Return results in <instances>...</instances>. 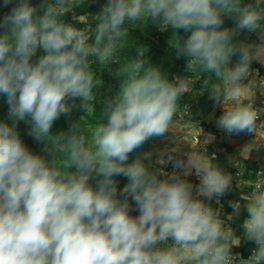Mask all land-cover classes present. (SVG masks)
<instances>
[{
    "label": "clouds",
    "instance_id": "1",
    "mask_svg": "<svg viewBox=\"0 0 264 264\" xmlns=\"http://www.w3.org/2000/svg\"><path fill=\"white\" fill-rule=\"evenodd\" d=\"M10 4L0 19V96L8 106L0 120V264H264V195L244 210L240 227L253 246L241 257L233 251L239 235L206 203L230 186L214 154L168 157L170 173L150 170L149 153L130 159L166 134L190 81L169 79L143 48L123 62L114 56L126 24L151 22L171 31L170 47L189 70L199 66L235 86L261 55L236 40L242 31L264 33L260 0H106L90 36L62 20L71 11L65 0L2 6ZM94 64L117 65L119 87L103 102V120L89 132L74 122L53 134L61 116L95 105ZM223 95L216 87L209 98L220 103ZM261 116L264 108L239 102L217 126L251 134ZM21 122L45 155L26 145Z\"/></svg>",
    "mask_w": 264,
    "mask_h": 264
},
{
    "label": "crops",
    "instance_id": "2",
    "mask_svg": "<svg viewBox=\"0 0 264 264\" xmlns=\"http://www.w3.org/2000/svg\"><path fill=\"white\" fill-rule=\"evenodd\" d=\"M251 69L245 80L233 89L227 88L224 101L200 123L198 136L186 146H180L182 150L174 151V159H185L193 152L214 154L216 166L230 178V186L224 194L206 203L226 228L239 235V246L233 251L241 257H246L253 246L243 239L240 225L244 210L254 196L264 195V116L257 121L253 133L231 136L218 128L217 119L225 109L239 102L256 109L264 108V48L252 62ZM188 179L193 184L198 183L195 176Z\"/></svg>",
    "mask_w": 264,
    "mask_h": 264
},
{
    "label": "rangeland",
    "instance_id": "3",
    "mask_svg": "<svg viewBox=\"0 0 264 264\" xmlns=\"http://www.w3.org/2000/svg\"><path fill=\"white\" fill-rule=\"evenodd\" d=\"M81 1L96 4L97 6H101L102 4H104L101 0H95V2H93V0H65V5L71 8V11L62 16L66 17L63 18V21L68 25L81 29L90 36L94 29H92L87 24L88 15H75L72 12L73 7H75L76 3ZM248 2H250V0H243V3ZM260 3L261 6L264 7V0H260ZM5 13L7 12H3L2 18ZM69 13H71V15ZM67 16L70 19L69 23L67 22ZM151 25L154 26L157 34H163L166 31L160 29L151 22H135L126 24V26H129L132 29H141V31L144 32V39L138 40L136 38L134 41H132L124 38L114 54L115 59L119 62H123L131 57H135L137 55V50L140 48L145 49L144 58L146 59V55L149 52V46L150 44L152 45L153 39L156 42V38H153V34L149 36ZM238 36L241 37V43L251 45L254 50H258L260 53L262 52L264 48V33H250L247 31H242L238 33ZM169 42L170 40L168 41V44H170ZM168 48L171 49L170 46H167L166 48L160 44L155 53L151 54L153 55L152 58H154V60L156 61L154 66L159 67L161 71L168 76L169 79L182 78L190 81V90L185 92L178 99L175 114L172 121L170 122L166 134L162 137L151 138L130 157V159H133L138 155L142 157L144 153H149V158L144 162L150 170L158 173H170L173 170L171 164L165 163L167 158L172 157L174 159L176 155L173 153L174 150H176L175 148L186 146L187 143H190L189 141L194 140L198 136L200 123L203 122L207 118V116L211 114L215 109H217L224 101L227 88L230 87L233 89L236 86L220 80L223 85L224 96L222 97L220 103H214L210 105V93L205 92V81L200 76L188 75L186 74V69L175 66V61L171 59L170 54L167 50ZM161 51L164 52L163 55H166L169 58L165 59L161 57ZM234 64L235 63L231 61L229 67ZM93 67L97 73L99 97L102 99V101H104L105 99L113 95L119 87V81L112 74V71L115 70L117 65L113 64L109 65V68H102L99 65L94 64ZM7 110L8 106L6 104V99H0V120L7 119ZM95 125L96 124H90L83 130L85 132H89L95 127ZM18 131L20 132L21 137L27 134L28 129L23 122L19 124ZM117 180L121 188L126 183V180L123 177H118ZM137 214V212L132 213V215Z\"/></svg>",
    "mask_w": 264,
    "mask_h": 264
},
{
    "label": "trees",
    "instance_id": "4",
    "mask_svg": "<svg viewBox=\"0 0 264 264\" xmlns=\"http://www.w3.org/2000/svg\"><path fill=\"white\" fill-rule=\"evenodd\" d=\"M103 3L106 2V0H101ZM30 2L34 5V6H38L41 3V0H30ZM48 2H54V0H48ZM3 0H0V19L2 18V14L3 12H8L10 11L11 7L13 5H9L8 7H3ZM100 6H97L96 4H91L89 2L86 1H81L76 3L75 7H73L72 12L75 15H88L87 17V24L94 29V25L97 22L96 17L97 14L99 12ZM71 15V13H69ZM63 18L66 17H62ZM67 22H70L69 17L67 16ZM225 26L226 27H233V21L230 19H226L225 21ZM126 31H127V36L125 37V39L127 40H132L134 41L136 38L138 40L144 39V32L141 31V29H132L129 26H125ZM0 31H2V29H0ZM153 34V38H156V42L152 41V45L150 44L149 46V52L146 55V60L149 64H155L156 61L154 60V58H152L155 51L157 50L158 46L161 44L162 46L166 47L170 46V44H168V41L170 40L171 37V31L170 30H166L163 34H160L155 31L154 26L151 25V29L149 31V36H151ZM181 36H184L185 34L181 31L180 34ZM237 42H241V37H239L237 35L236 37ZM168 53L170 54L171 59H173L175 61V66L177 67H182L184 69H186V74L188 75H192V76H200L204 81H205V92L210 93L211 95V90L213 89L214 86L219 87L223 94H224V90H223V85L220 81V79H218L217 77H215L213 74L208 73L204 70H202V68H200L199 66L195 67L192 70H189L187 68V60L186 58H177L175 55L174 50L171 49H167ZM164 52L161 51L160 56L168 59L169 57L166 55H163ZM237 57H233L232 61L234 63H236ZM183 72V71H182ZM185 74V72H184ZM214 87V88H216ZM224 96V95H223ZM0 99H6L3 96H0ZM103 102L102 99L99 97V90L97 88V96H96V103L95 105L91 106L89 108V110L87 112H84L82 109L80 108H75L72 113L70 114V116H61V118L55 122L53 128H52V133L56 134L60 131H66L70 125L74 122H79V125L81 127V129H85L88 125L90 124H97L98 122L102 121L104 118V112H103ZM77 104H79V101L76 102ZM216 102H214L213 100H211V102L209 103L214 104ZM22 139L24 140V142L26 143V145L35 153H39L42 155H45V153H43L42 151V145L40 143H38L37 141H35L33 138H31L30 136H28L27 134L22 136ZM181 147L175 148L176 150L174 151H178ZM182 150V148H181ZM174 153V152H173ZM94 183V181H93Z\"/></svg>",
    "mask_w": 264,
    "mask_h": 264
}]
</instances>
